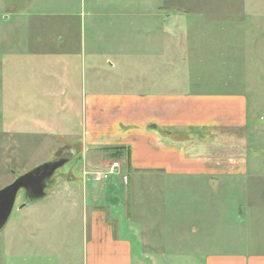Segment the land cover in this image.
Segmentation results:
<instances>
[{"label": "crops", "instance_id": "0c3cea01", "mask_svg": "<svg viewBox=\"0 0 264 264\" xmlns=\"http://www.w3.org/2000/svg\"><path fill=\"white\" fill-rule=\"evenodd\" d=\"M12 1L6 18L28 26L32 0ZM15 4L24 8L16 13ZM224 5H238L241 12L143 16L114 9L125 6L118 0L83 1L76 55L69 58L71 50L61 49L66 58L62 57L54 74L55 84L62 85L60 95L71 101L79 95L75 99L82 103L78 115L82 168L79 177L70 180L82 190L56 191L54 201L69 200L64 216L59 213L63 205L38 206L40 219L48 220L38 222V241H0V264H133V258L138 264L129 235L134 241H159L158 233L153 232L157 227L154 217H147V208L155 209V197H162L165 183L174 179L184 181L187 187L189 182L201 187L198 195L184 193L194 201L196 207L189 210L197 222L182 227V241L226 240L218 236L223 210L218 187L224 179L248 182L253 175L223 173V158L207 153L208 139L199 138L198 133L247 124V96L237 88L218 90L235 87L238 81L231 74L223 78L215 55L221 58L238 52L239 37H245V47L251 52L264 49V0H229ZM177 19L192 26L176 31L171 22ZM64 22L65 30L72 25V21ZM70 33L63 32L61 37ZM212 60L215 62L210 63ZM174 134L191 136L187 141L191 150L184 140L173 138ZM109 146H127L129 161L120 157L117 172L98 188L97 183L85 179L84 172L97 164L99 152L95 149ZM201 146L204 151L198 152ZM260 208L253 207L256 215L248 224L258 219L264 211ZM78 210L80 220L73 226L79 228L75 238L79 241L40 239L42 229L54 236L51 231L58 225L57 218L71 225ZM236 215L228 220L239 229L234 241H248L241 235L242 225L238 227L244 219ZM27 226L31 229L30 221ZM159 228L167 230L165 225ZM263 234L252 235L251 241H264ZM203 264H264V250L210 251Z\"/></svg>", "mask_w": 264, "mask_h": 264}, {"label": "rangeland", "instance_id": "374dc122", "mask_svg": "<svg viewBox=\"0 0 264 264\" xmlns=\"http://www.w3.org/2000/svg\"><path fill=\"white\" fill-rule=\"evenodd\" d=\"M83 1L87 0H32L28 6L29 25L23 26L21 22L16 25L14 18H6L7 9L14 5L13 1L0 0V188L10 183L18 174L42 162L62 155L69 159L55 170L57 180L46 189L47 196L44 198L22 206L23 191H18L12 211L0 229V241H38V222L48 220L40 219L41 215H38L36 208L46 203L50 208H61L58 206L63 205L64 208L57 211L64 216L69 200L63 197L54 201L56 191L82 190L74 181H70L73 176L79 177L82 168V153L78 151L83 144L81 118L78 116L82 103L75 99L79 95H74L73 101L60 95L62 85L55 84L54 74L62 57L63 60L66 58L65 51L60 54L61 49L71 50L69 58L76 55V32L78 31L79 36ZM118 1L125 3V6L113 7L114 9H125L127 14L138 13L143 16L156 12L175 16L199 13L228 15L231 12L238 15L241 12L238 5H224L229 0ZM20 4H15L16 13L24 8ZM64 21H72V25L66 30L63 29ZM171 25L176 31L187 30L192 26L182 19L174 20ZM63 32L71 33L69 37H61ZM245 43V37H239L238 52L223 54L221 58L215 55V58L222 65L220 71L223 78L231 74L238 81L235 87H218V90L230 92L237 88L247 96V124L230 128L221 126L198 133L199 138L208 139L206 152L223 158V173L253 175L248 182L224 179L218 187L222 191L223 200L218 236L229 241H182V227L197 222L193 210H189L196 207L194 201L184 193L198 195L197 190L201 187L195 182H189L190 187H187L179 179L168 180L166 188L160 191L163 196L155 197V209L150 206L147 208V217H154L153 225L157 227L153 232L158 233L156 238L159 241H134L132 235H129L133 253L139 258L138 264H203L204 255L210 251L264 250V241H251L252 235L264 233V211H260L258 219L251 222L252 225L248 224L252 216L256 215L257 210L253 207L264 209V49L259 47L251 52L245 47ZM258 44H262L261 41ZM214 62L212 60L210 63ZM56 78L57 83H60L58 76ZM172 136L184 140L191 150V142L187 143L191 136ZM70 150L78 152L71 157ZM203 151V146L198 148V152ZM96 153L97 164L92 170H87L92 171L87 179L94 181L95 185L97 183L100 188L103 183L98 181L99 171L113 161H121L120 158L97 149ZM247 191L249 196L246 195ZM249 207H252L251 210H248ZM236 213V216L244 219L243 223L238 222V227L241 228L242 225L241 235L243 233L248 241H239L238 238V241H234V233L237 230L239 232V229L228 220L233 219ZM72 216L73 223L69 222L71 225L66 222L64 224L56 217L58 225L51 231V235L55 233L54 236L51 237L49 232L42 229L40 239L79 241L75 240L79 228L77 230L73 226L80 220L79 210ZM28 220L31 222V229L27 226ZM162 225L167 230L161 231L159 227ZM133 264H136V258H133Z\"/></svg>", "mask_w": 264, "mask_h": 264}, {"label": "water", "instance_id": "95a60500", "mask_svg": "<svg viewBox=\"0 0 264 264\" xmlns=\"http://www.w3.org/2000/svg\"><path fill=\"white\" fill-rule=\"evenodd\" d=\"M77 152L70 150L69 154L72 157ZM68 160V158H57L42 162L18 174L10 183L0 188V229L5 225L12 211L18 191H23L22 206L44 198L47 196L46 189L55 181V170Z\"/></svg>", "mask_w": 264, "mask_h": 264}, {"label": "trees", "instance_id": "16d2710c", "mask_svg": "<svg viewBox=\"0 0 264 264\" xmlns=\"http://www.w3.org/2000/svg\"><path fill=\"white\" fill-rule=\"evenodd\" d=\"M96 150V149H95ZM97 150L108 153L111 156H116L118 158L124 157L126 162L129 161V148L127 146H109L98 148Z\"/></svg>", "mask_w": 264, "mask_h": 264}, {"label": "built area", "instance_id": "2783aa9c", "mask_svg": "<svg viewBox=\"0 0 264 264\" xmlns=\"http://www.w3.org/2000/svg\"><path fill=\"white\" fill-rule=\"evenodd\" d=\"M118 168H119V162L117 161L111 162L110 164H108V166H106L104 170L99 171L98 181L103 182L107 180L110 177V175L117 172ZM90 173H92V171H85L84 172L85 178H87Z\"/></svg>", "mask_w": 264, "mask_h": 264}, {"label": "flooded vegetation", "instance_id": "af4514ba", "mask_svg": "<svg viewBox=\"0 0 264 264\" xmlns=\"http://www.w3.org/2000/svg\"><path fill=\"white\" fill-rule=\"evenodd\" d=\"M59 158H66V157L62 155V156H60Z\"/></svg>", "mask_w": 264, "mask_h": 264}]
</instances>
